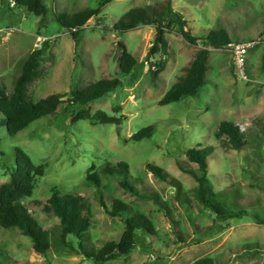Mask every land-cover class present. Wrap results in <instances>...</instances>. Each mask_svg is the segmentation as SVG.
<instances>
[{
    "label": "rangeland",
    "instance_id": "rangeland-1",
    "mask_svg": "<svg viewBox=\"0 0 264 264\" xmlns=\"http://www.w3.org/2000/svg\"><path fill=\"white\" fill-rule=\"evenodd\" d=\"M102 0H43L49 14L38 17L26 9L0 0V79L10 94L23 62L37 49L45 48L41 76L29 89L38 102L53 94L84 90L103 79H118L121 86L89 106L91 114L104 111L125 120L120 126L91 121L74 122L75 106H61L11 137L0 114V187L16 170V149H21L35 166L45 167L32 197L21 200L43 230L59 233L60 220L44 205L51 189L73 194L90 204V227L86 244L96 250L109 242H120L124 217H112L114 200H121L154 223L156 235L139 231L136 246L124 258L105 264H264V0H171L176 11L189 22L193 36L225 29L235 43H251L242 80L234 67L232 48L211 50L207 86L197 98L160 106L159 101L183 75V69L202 48L187 44L177 33L166 34L169 62L154 85L148 54L155 40L153 26L118 33L114 25L129 10L167 0H114L102 8L80 32L76 45L71 32L57 21L58 15L79 14L97 9ZM122 45V46H121ZM123 46L138 61L132 74L120 70ZM120 110V111H117ZM232 122L245 132L247 145L234 150L218 135L221 122ZM154 126L155 134L142 142L130 141L140 130ZM202 147V148H200ZM214 150L209 158L210 178L217 192L225 195L232 210L247 215L228 222L205 210L195 198V179L179 169L198 172L189 162L192 148ZM130 166L131 181L143 196L121 188L118 178L104 176L107 164ZM165 170L161 181L147 165ZM94 167L102 188L87 182ZM101 198L104 199L103 206ZM41 202V204H37ZM216 222V224H215ZM3 256L0 264H46L30 238L18 229L0 227ZM77 246V245H75ZM58 251V252H57ZM54 264H93L79 252L58 246Z\"/></svg>",
    "mask_w": 264,
    "mask_h": 264
},
{
    "label": "trees",
    "instance_id": "trees-1",
    "mask_svg": "<svg viewBox=\"0 0 264 264\" xmlns=\"http://www.w3.org/2000/svg\"><path fill=\"white\" fill-rule=\"evenodd\" d=\"M11 1L15 3V8H24L38 17H45L49 14V8L43 0H10V3ZM112 1L114 0H102L97 9H86L72 16L58 15L56 19L62 27L71 32L73 40L78 45L80 32L91 19L101 14L102 8ZM141 26H153L156 30L155 40L148 54L151 82L154 85L158 82L161 74L165 72L170 58L166 34L177 32L187 44L202 47L190 64L183 69V75L159 101L160 106L178 103L186 98L199 97L208 83L206 76L209 70L208 61L211 50H226L232 48L234 44H242L238 41L235 43L225 29L210 31L205 37L193 36L188 29L189 22L185 16L175 10L171 0L129 10L114 25V30L118 33H126ZM47 47L48 44L45 45V48L35 50L23 62L21 73L15 81L12 93L7 92L1 82L2 79H0V114L5 120L8 134L15 137L38 120L54 115L64 105H67L68 109L75 106L82 107L81 111L73 114L75 115L74 122L88 120L97 124L120 126L125 120L124 116H109L104 111L91 114L88 109L91 104L119 88L121 81L118 79H103L84 90H71L67 94H53L38 102H34L30 98L29 89L41 76V66ZM138 65L137 59L123 46V54L120 58L122 74H132ZM155 132L156 128L149 126L131 136L130 141L142 142L150 139ZM218 135L226 137L224 144L234 150H242L247 145L245 132L232 122H221L218 126ZM213 150L212 147L189 149L187 151L188 160L198 166V172L193 169H185L182 163H178L179 169L195 179L198 184L195 198L205 210L211 211L217 217L216 222L241 219L247 215V212L232 210L225 195L217 192L211 181L209 158L212 156ZM16 165V170L12 172L10 181L0 187V227L22 231L33 242L35 251L47 259L46 264H54L50 260L58 246L79 252L93 264H105L130 255L136 246V236L139 231H144L149 236L156 235L154 223L150 218L134 211L131 206L121 200H114L109 214L112 217L121 218L128 216L127 219H124V233L120 242H109L96 250L85 242L87 233L93 225L90 220V204L86 199L73 194L62 195L58 187L51 189L52 196L44 205V210L47 213H53L60 220L59 233L43 230L30 210L21 203V200L33 196L38 178L44 176L45 167L43 165L35 166L30 157L19 148L16 149ZM146 167L157 179L165 182L169 180L167 173L161 167L151 164ZM93 170L94 167L87 175V182L91 186L101 189L100 175ZM101 173L106 177L118 178L121 188L125 191L135 196H143L132 184L128 163L107 164ZM103 201L104 199L101 198V203L106 207ZM37 204L42 205L41 202ZM255 220L258 225L264 226V219L259 215L255 216ZM2 256L3 250L0 245V258ZM208 263V260H202L198 264Z\"/></svg>",
    "mask_w": 264,
    "mask_h": 264
},
{
    "label": "built area",
    "instance_id": "built-area-1",
    "mask_svg": "<svg viewBox=\"0 0 264 264\" xmlns=\"http://www.w3.org/2000/svg\"><path fill=\"white\" fill-rule=\"evenodd\" d=\"M11 6H15V3L13 1H11ZM251 47V43L234 44L232 46L234 67L238 74V77L242 80H245L247 76L245 73V68L247 63V56L251 50Z\"/></svg>",
    "mask_w": 264,
    "mask_h": 264
},
{
    "label": "water",
    "instance_id": "water-1",
    "mask_svg": "<svg viewBox=\"0 0 264 264\" xmlns=\"http://www.w3.org/2000/svg\"><path fill=\"white\" fill-rule=\"evenodd\" d=\"M122 46V45H121Z\"/></svg>",
    "mask_w": 264,
    "mask_h": 264
}]
</instances>
